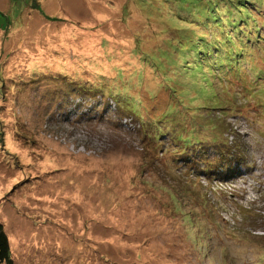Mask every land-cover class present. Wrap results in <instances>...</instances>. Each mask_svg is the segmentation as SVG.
<instances>
[{"label": "rangeland", "instance_id": "obj_1", "mask_svg": "<svg viewBox=\"0 0 264 264\" xmlns=\"http://www.w3.org/2000/svg\"><path fill=\"white\" fill-rule=\"evenodd\" d=\"M207 1L215 2L39 0L33 16L31 0H0V25L11 22L6 37L0 29V75L10 87L0 79V221L13 264H264V70L248 65L258 75L249 87L201 74L177 79L180 89L166 76L164 88L180 100L161 89L156 109L127 110L110 88L103 95L90 84L115 75L98 64L108 53L128 78L107 83L119 95L132 91L129 77L149 56L141 45L170 57L169 42L153 47L147 35L162 34L164 23L173 34L177 22L201 18ZM260 2L254 12L264 22ZM232 8L224 0L217 11L231 17ZM224 27L230 41L240 35ZM181 30L185 51L190 35ZM209 34L196 24L192 56L220 63L227 50ZM260 49L248 48L249 57L262 58ZM192 68L195 76L201 67ZM152 70L145 76L156 84ZM5 91L16 98L6 107ZM167 104L184 112L188 142L163 116Z\"/></svg>", "mask_w": 264, "mask_h": 264}, {"label": "trees", "instance_id": "obj_2", "mask_svg": "<svg viewBox=\"0 0 264 264\" xmlns=\"http://www.w3.org/2000/svg\"><path fill=\"white\" fill-rule=\"evenodd\" d=\"M222 1L224 0H215L213 6L211 5V3H209L210 1L209 2L207 1L209 4L208 11H205V13L203 14L201 18H197L196 16H193L191 18H186V20L188 21V24L186 22H183V23L177 22L175 29H173L175 30L173 34H166L167 29L165 28V23H164L162 34H156L154 37H152V34L147 35V37L151 39V42H154L153 47L154 46L165 47L164 43L169 42L168 47H165V48L162 47V48L164 49V51L167 50L170 57H159L155 51L153 52V50H151L152 48L141 45V48L144 49L145 47L149 49V50H145V52H147L149 56L141 57V60H139L140 69L137 67V70L133 74L134 81L131 77H129L130 78L129 80H131V86L133 87L132 91L130 90L128 91V93H123L119 95V94H116L117 92H114L113 90V87L115 86L113 84L109 86L110 82L107 83L108 79H111L112 81L116 78H123L124 76L128 78L124 74L122 69L115 67L114 65L116 62H119V59L120 60L122 59L121 58L118 59L108 53L107 55L104 54L103 56H98V64L99 63L105 64V67L108 70H110L109 68H113L115 75H113L111 78L105 77V78L97 79V81H90V84L94 86L93 88L97 90H101L103 92V95L105 94L104 88H107V87L108 89L110 88L114 94L110 93L111 97H109V95L108 97L111 98L112 100L115 99V101L118 102L120 107L124 106L127 110H133V109L135 110L136 108H139V105L141 106V105H146V104H148V107H150L151 109L158 108L155 103L159 101L157 100V97L161 89L165 91L169 96H173L174 98H177L175 100H178V99L180 100V97H178L176 95V92L174 91L176 89H171L172 91L171 93L168 89L164 88L165 86L163 85L167 83V81L165 80L166 76L171 78V81L169 83L179 85L180 89L183 86L182 84H180V82L177 79H182L185 76H188L189 78H194L201 74H202L201 76L205 75L208 78H211V76L222 77L224 75L234 82L237 81L240 85L247 83L246 85L249 87L253 79H256L258 75L263 77L261 73H262V70H264V62H263L264 56L260 59L254 56L249 57V51H248V48H251L252 46H255L256 44H258L261 46V48H263L260 50L264 54V29H263L264 22L262 21V18H258L257 12H254V10H260V8L262 9L261 7L262 3L260 2V0H238V1L235 0V2L234 0H225L229 2L230 5L233 6L231 10L232 12H234V14L231 17L224 18L222 12L217 11L219 2H222ZM29 4H30V9L33 11V16H34L37 12H39L38 6L41 3L39 2V0H31ZM174 12L176 14L178 13L177 10H174ZM139 13H141V17L144 19V22H145V18L142 15V14H145V12L139 11ZM207 13L211 14V17H212L211 20L213 22L216 21L218 23H216L215 25H212L210 20L206 17ZM33 16H30V17H33ZM46 17L50 18L51 16L48 15ZM179 18H183V17L179 15ZM45 20H47V18H45L44 21ZM219 20H221V22H219ZM41 24L43 26L46 25L42 27V29L49 28V26L46 23H41ZM77 24L79 23L75 22V25ZM196 24L197 26L201 28H205L206 26L208 27V30L210 33L209 35H211V37H207L208 43L210 42L219 43L221 45L220 47L227 50V53L224 55L223 57L224 60H222V62L218 63V62L210 61L208 63H203L202 61H200L199 56H192V53H194V47L191 43V40L195 36ZM224 24H229V26H232V28L233 26H238L240 28L239 29L240 35L238 36L233 35L234 38L232 41H230L229 31L226 30L227 28L224 27ZM79 25H82V24H79ZM214 26L218 28L219 35L214 29ZM97 27H99V25ZM10 28H11V22H9L6 25L4 23L3 26L0 25V29H2V31L5 33V37H6V33L10 31ZM182 28H184L183 30L184 32L190 35L188 38L189 42H188V45L185 51H182V50H183V45H184L183 42L186 39H180V32L182 31L181 30ZM81 29L86 30L87 27L81 28ZM63 31H64V36L68 34L66 30H63ZM38 36L39 38H42V41H44L47 39L48 34L46 35L45 38H43L40 35V33ZM81 39L83 38L81 37ZM222 39L235 43L236 44L235 49L233 51H229V49L223 43ZM206 42L207 41L205 38V43ZM141 48L138 46L136 49H133V52L138 51ZM2 52H3V48H2L1 53ZM239 53L241 55L238 57H235V54L237 56V54ZM10 54L11 53H9L8 55ZM150 54H155V57H158V59L153 60L154 57L150 56ZM185 56H188V57H185ZM9 58L10 57H6L4 60L1 61V64H4V62L6 60H9ZM259 60L260 62H257ZM51 61L55 62V60H51ZM192 64H194V66H192ZM250 64L257 67L258 69L257 76L249 71L248 65ZM96 65H97V61L94 64V67H96ZM160 65L162 66L161 69H159ZM44 67H46V65ZM146 67H151L153 69L152 73L156 75V78H157L156 84H152L147 81L145 72H144ZM192 67H194V69L201 67L200 71L196 70L197 72L195 76L191 75V72L193 71ZM117 69H119L118 71L120 72L118 76H116ZM20 71L18 72L16 71V75L19 74ZM2 74L0 75V79L3 80V84H4L3 89L6 90L7 88H10V87L8 85H5V82H4L5 77ZM12 77H9V79L12 81H15V79H13ZM46 78L47 79L53 78L54 80L52 79V81H56L58 83V86L61 85V87L63 88L66 87L65 86L66 80H64V83H63L59 81V78H57V76H53V75L51 76L46 75ZM261 79L262 78H259L257 83H260ZM47 84H49V82H47ZM8 95H9V92H6L4 96V101L1 102V104L5 107L8 102L16 99V98L10 99ZM130 97H132L131 102H129ZM207 103H210V102H207ZM129 104H133L135 106L132 107ZM165 107H167L169 110L167 112H163L162 113L163 116L170 119L172 125L175 123L179 124L180 129H177V134L181 138V140H185L186 142H188L187 141L188 140L187 138L188 130H186L187 127L186 125H184V121H185L184 115H183L184 112H181L178 114V109L169 104H167ZM174 109L176 110V112H174ZM187 109H190V108H187ZM2 110L3 109H1V111ZM160 134H164V131L160 132ZM196 137L198 139L197 133H196ZM2 139H3V136H2ZM157 233L162 234V232H157ZM0 264H13L11 244H10L9 237L5 229V224L1 221H0Z\"/></svg>", "mask_w": 264, "mask_h": 264}]
</instances>
